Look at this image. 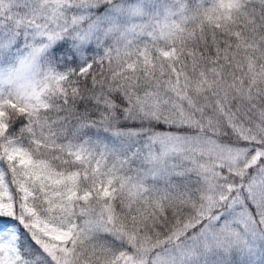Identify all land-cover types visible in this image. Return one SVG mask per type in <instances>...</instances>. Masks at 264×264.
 Wrapping results in <instances>:
<instances>
[{
    "label": "snow or ice",
    "instance_id": "snow-or-ice-1",
    "mask_svg": "<svg viewBox=\"0 0 264 264\" xmlns=\"http://www.w3.org/2000/svg\"><path fill=\"white\" fill-rule=\"evenodd\" d=\"M0 264H264V0H0Z\"/></svg>",
    "mask_w": 264,
    "mask_h": 264
}]
</instances>
